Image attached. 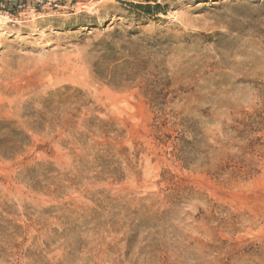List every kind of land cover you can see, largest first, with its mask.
Wrapping results in <instances>:
<instances>
[{"label":"rangeland","instance_id":"obj_1","mask_svg":"<svg viewBox=\"0 0 264 264\" xmlns=\"http://www.w3.org/2000/svg\"><path fill=\"white\" fill-rule=\"evenodd\" d=\"M1 120L0 264H264V0H0Z\"/></svg>","mask_w":264,"mask_h":264},{"label":"trees","instance_id":"obj_2","mask_svg":"<svg viewBox=\"0 0 264 264\" xmlns=\"http://www.w3.org/2000/svg\"><path fill=\"white\" fill-rule=\"evenodd\" d=\"M150 9L148 7H143ZM56 95L52 94L50 100H47L49 106L55 103ZM83 107L75 109L76 113L72 115L73 119H79L82 115ZM42 121H45V118H42ZM100 125H95L94 122L89 121L86 124V129L88 133L93 137L97 136L102 139H118L123 137L125 134L124 131L117 129L114 124L110 122L101 121ZM74 131H77L76 128H73ZM92 139H90L91 141ZM31 144V136L29 131L18 127L14 121L10 120H1L0 121V157L5 160H15L19 156L25 153L26 149ZM92 153L97 155V159L101 160L104 157L112 156V149H103V145L97 142H92L90 146Z\"/></svg>","mask_w":264,"mask_h":264}]
</instances>
